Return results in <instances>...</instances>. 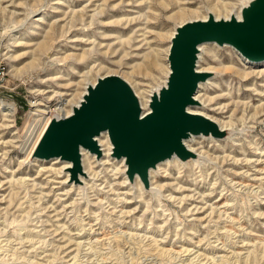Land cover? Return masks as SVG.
Here are the masks:
<instances>
[{
  "label": "rangeland",
  "instance_id": "374dc122",
  "mask_svg": "<svg viewBox=\"0 0 264 264\" xmlns=\"http://www.w3.org/2000/svg\"><path fill=\"white\" fill-rule=\"evenodd\" d=\"M242 1L0 0V101L12 107L0 115V264H264V111L251 118L263 80L252 82L263 86L255 93L233 74L211 77L202 111L220 108L215 117L232 115L235 129L204 143L201 170L170 171L160 193L129 185L115 159L102 165V151L88 189L59 184L46 162L19 166L44 112L75 99L82 82L114 71L141 90L157 87L169 45L159 34L211 5L229 16ZM203 57L204 66L249 67L231 48Z\"/></svg>",
  "mask_w": 264,
  "mask_h": 264
},
{
  "label": "water",
  "instance_id": "95a60500",
  "mask_svg": "<svg viewBox=\"0 0 264 264\" xmlns=\"http://www.w3.org/2000/svg\"><path fill=\"white\" fill-rule=\"evenodd\" d=\"M228 45L248 61L264 60V0H246L239 9V19L186 21L173 28L166 62L164 84L149 95V113L141 115L140 106L128 84L116 75L97 77L87 85L77 107L65 119L50 118L39 137L34 157H59L72 164L69 175L80 172L78 148L100 156L92 140L99 132L107 133L111 156L125 164L128 181L134 176L148 190L147 171L172 155L184 162L196 156L184 149L182 140L190 135L222 139L210 121L189 115L188 105L199 82L211 77L196 72L198 45Z\"/></svg>",
  "mask_w": 264,
  "mask_h": 264
},
{
  "label": "bare ground",
  "instance_id": "6f19581e",
  "mask_svg": "<svg viewBox=\"0 0 264 264\" xmlns=\"http://www.w3.org/2000/svg\"><path fill=\"white\" fill-rule=\"evenodd\" d=\"M244 4H245V1L240 2L237 5L235 11L230 13V15L234 16V18H236V19H239V9ZM214 8H215L214 5H211L210 7H207V9H206L207 14H211L214 19L226 20L230 16V15L229 16L225 15L223 17L222 16L220 17V16H218V13L217 14L214 13V11H215ZM184 12H186L185 8L184 9L178 8V11L175 13V15L181 16V14H183ZM205 18H206V16L203 15V16H201V18H196L193 20H204ZM193 20H187V21H193ZM177 25H180V24H177ZM172 34H173V29L171 32H168L165 35L159 34V36L160 37L164 36L165 39L167 41H169ZM27 46L29 47L31 45H27ZM197 47H198V53H197V60H196V66H195L196 72H198V73H209V74H212V76H214V74H218V75L220 74L221 75L222 73L233 74L236 76V78L239 80V82L244 83V87L246 88L245 91H248V92L253 91L256 93V92H258L256 90L259 87L260 88L263 87V86H256V84L253 85L252 82L256 81V80H263L264 81V60L256 61V62L248 61L245 58H243L242 56H240L238 54V52H236L232 47H230L228 45L217 46L214 43H202V44L198 45ZM211 48H213L214 50H216L217 48L218 49L219 48H221V49L222 48H231L235 51L236 56L241 61H243L245 64H247L249 67L246 68V70H244V71H241V70L239 71L238 69L235 68V66H233L231 64L221 63V64H219V67H212V66H208V65L204 66L203 61L205 59L203 57L202 63H201V57L203 55L204 56L207 55V53H210ZM167 49H168V45L163 50L162 61H164V75H163L162 80H160L158 82L160 86H162L164 84L166 74L168 73L167 62H166ZM82 58H83V56L80 57V59H82ZM152 60L153 61H151L150 63L153 66L154 65L158 66V64H156L155 58H153ZM157 62H159V59ZM17 70H19V68L15 69V71H17ZM130 74L132 75V72H130ZM104 75L105 76L116 75L119 78H121L123 81H125L128 84V86L130 87V89L132 90L133 94L135 95V97L138 101V104H139L140 110H141V115H146L147 113H149V108H148L149 95L152 92H156L157 89L160 87L159 85H158L159 87L158 86L157 87L156 86L150 87V90H141V87H143V85L141 86L138 82H135L134 80H132V78H131L132 76L130 77L129 73H125V74L122 73L121 75H119L114 71H109ZM97 77H103V76H97ZM211 77H209L205 81L199 82L197 84L196 90L192 96V99L195 103L192 105L186 106L185 112L189 115L202 117V118L212 122L217 127L218 130L228 132L229 130L235 129L233 121L231 122V118H232L231 116L232 115L229 117L228 121H221L220 119L215 117V115L217 114L215 111L220 110V108H217L214 110H208L210 112L202 111L203 109H205V107L209 106L212 102V98L208 97V87L211 85V82H212L211 80H213V79H211ZM95 79L94 80L92 79L91 81L82 82L84 84V87L79 94L75 95V99L66 101V102L62 103L60 105V107H53L51 110L44 112L45 114H49V115L47 117H43L41 119V122L39 124V127H38L36 134L33 136V138L30 140L27 148L24 150V153H23L24 157L21 160V163H19V166H21V164H23L27 159L34 158V159H36V160H34V162L38 163L39 166L45 165L46 163L50 164V166H58V170L56 171V173H57L56 175L58 176V174L62 173L61 181L59 182V184L63 185L66 183H71V184L74 183V184L78 185V187L80 189H81L82 185L86 186V184H88V186H89V182L87 180L90 178H92V179L94 178V170H93L94 165L92 162V156L95 157L94 153L91 154L86 149H84L82 147L78 148L80 172L77 174V176H74V177L70 175V179H69V176L67 174V172H69L70 169L72 168V164L70 162L63 161L59 157H53V158H49L47 160L38 159V158L34 157L33 153H34L35 145H36L39 137L41 136L42 132L44 131V128L46 127L50 118H55L58 120V119H65L69 115H71L72 108L78 106V103L80 102V99H81L82 95L84 94L85 87L87 85L92 86L94 84L93 82H95ZM251 86L254 88H252ZM260 94L261 93H259V94L257 93L254 96H260ZM57 105H59V104H57ZM241 105L244 107L243 110H245L247 108L249 109L247 102L241 103ZM252 110H253L252 111L253 114L251 115V118H255V116L257 117V115H259L260 113H262L264 111V103H263V105L260 106V109H259V107H257L256 109L253 108ZM11 112H12L11 104L4 103V102L0 101V115L5 114V116L11 117L10 116ZM211 112L213 114H210ZM263 116H264V114H263ZM258 117H262V115H259ZM242 121H243V119H242ZM239 122H241L240 119H239ZM253 122L255 123V121H253ZM242 125H244V124L242 123ZM238 126L240 127V125H238ZM238 137H240V136H237V138ZM92 140L94 141V143L98 147L99 153L101 154V151L104 153V160H102V165H107L106 161L114 160V158L111 156V154H112L111 149L112 148L110 146V143H109L108 137H107V133L105 131L99 132L97 135L93 136ZM209 140H213V142H216V143L217 142L222 143L225 141L224 138L223 139H216V138H213L210 136L205 137L202 135H190L188 138L183 139L182 145H183L184 149L193 153L196 156V159H189V160L182 162V161L178 160L177 157L172 155L169 159H165L164 161L157 163L154 168H149L147 171V182H148V186H149L148 190L156 189L160 193L163 189H166V188L168 189L169 184L167 182H166L167 184L164 183L163 180L169 178V176L167 178V175L170 171H171L170 173H172L173 170H176V173L179 174V171H181V170L185 171V172H189L190 170H192V169L194 170L195 168H199L201 170V168H203L202 166H204L203 157L204 156L206 157V152H207L206 150H203L204 148H206V145L204 143L206 141H209ZM209 156L211 158L212 155H209ZM199 157H201V158L199 159ZM215 158L216 157H214V161H216ZM208 159H209V157H208ZM96 160H97V157H96ZM212 161H213V159H212ZM43 162H46V163H43ZM116 162H118V165L120 166V169H119L120 174L125 177L126 176L125 175L126 168H125L124 160L122 158H120L119 160H116ZM223 162L224 161H222V162L220 161L219 163H223ZM193 166L195 168H193ZM190 174L191 173H189L188 175L190 176ZM191 175H193V174H191ZM132 180L135 184L134 186L138 187L139 191H142L141 187H143V186L140 183V181L138 180V178L136 176H134ZM6 183L7 182H5V183L0 182V185H1L0 189H2L6 185ZM130 184H131V182L129 181V185ZM74 188H76V187H74ZM87 189H88V187H87ZM89 190H90V188H89ZM128 190L130 192L131 189H128ZM144 190L146 191V189H144ZM77 191L79 192V189H77ZM81 191L83 193V190H81ZM156 198H157V196H156ZM151 199H153V197H151ZM158 199L159 198H157V200Z\"/></svg>",
  "mask_w": 264,
  "mask_h": 264
},
{
  "label": "built area",
  "instance_id": "2783aa9c",
  "mask_svg": "<svg viewBox=\"0 0 264 264\" xmlns=\"http://www.w3.org/2000/svg\"><path fill=\"white\" fill-rule=\"evenodd\" d=\"M1 76H2V74H1V72H0V79H1Z\"/></svg>",
  "mask_w": 264,
  "mask_h": 264
}]
</instances>
